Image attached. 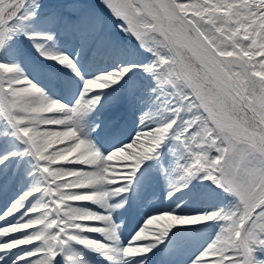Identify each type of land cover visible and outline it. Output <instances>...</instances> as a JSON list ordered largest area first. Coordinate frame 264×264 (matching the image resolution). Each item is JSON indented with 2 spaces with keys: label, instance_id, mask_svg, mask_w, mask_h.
Masks as SVG:
<instances>
[{
  "label": "snow or ice",
  "instance_id": "snow-or-ice-1",
  "mask_svg": "<svg viewBox=\"0 0 264 264\" xmlns=\"http://www.w3.org/2000/svg\"><path fill=\"white\" fill-rule=\"evenodd\" d=\"M100 2L0 0V264H264V0Z\"/></svg>",
  "mask_w": 264,
  "mask_h": 264
},
{
  "label": "rangeland",
  "instance_id": "rangeland-1",
  "mask_svg": "<svg viewBox=\"0 0 264 264\" xmlns=\"http://www.w3.org/2000/svg\"><path fill=\"white\" fill-rule=\"evenodd\" d=\"M89 4L91 7H96L97 11L100 12V14L105 17L106 19H109L112 21V26H115L118 22L115 20V18L112 16V14L109 12L107 8L104 7V5L100 2V0H89ZM159 186H163V180H159ZM131 224V223H129Z\"/></svg>",
  "mask_w": 264,
  "mask_h": 264
},
{
  "label": "bare ground",
  "instance_id": "bare-ground-1",
  "mask_svg": "<svg viewBox=\"0 0 264 264\" xmlns=\"http://www.w3.org/2000/svg\"><path fill=\"white\" fill-rule=\"evenodd\" d=\"M92 8H93L97 13L100 14V12L97 11L96 7H92ZM100 15H101V14H100ZM101 16H102V15H101ZM102 17H103V16H102ZM103 18H104V20L106 21V23L108 24L109 28H111L113 31L117 32V34L120 35L122 39L127 40L126 37H123V34L119 33V30H118L117 28H115V26H112L111 20L106 19L105 17H103ZM138 116H139V113H136V117H135V118H138ZM102 118H103V116H102ZM128 119H129V124L131 125V121L134 119V117H133L132 115H129ZM154 202H155V201H154ZM129 226H131V224H129Z\"/></svg>",
  "mask_w": 264,
  "mask_h": 264
}]
</instances>
